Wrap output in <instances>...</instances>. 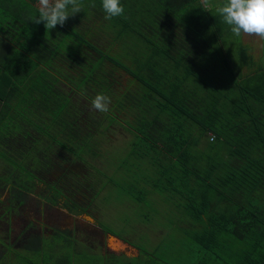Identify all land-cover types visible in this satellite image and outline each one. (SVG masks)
Returning <instances> with one entry per match:
<instances>
[{"label": "trees", "instance_id": "1", "mask_svg": "<svg viewBox=\"0 0 264 264\" xmlns=\"http://www.w3.org/2000/svg\"><path fill=\"white\" fill-rule=\"evenodd\" d=\"M221 3L121 0L107 21L83 0L46 30L29 21L37 0H0V264H43L41 235L9 238L29 195L125 241L131 221H172L179 264H264V41L254 56ZM97 94L108 112L91 107ZM51 231L49 254L74 262L72 229ZM167 237L114 263L176 264Z\"/></svg>", "mask_w": 264, "mask_h": 264}, {"label": "crops", "instance_id": "2", "mask_svg": "<svg viewBox=\"0 0 264 264\" xmlns=\"http://www.w3.org/2000/svg\"><path fill=\"white\" fill-rule=\"evenodd\" d=\"M60 210V209H59ZM66 216H70L73 220L68 224H60L63 220H60L59 225L52 227L48 226L49 224L45 223L44 218H38L39 222H35L34 225L31 223L32 221H28L26 219L23 220V223L19 227V229L13 234L12 240H18V238L28 235L29 233H35L41 235L44 239H49L53 234L51 229L52 228H69L72 229L71 236L75 239V250H74V262H68L65 260L63 256L56 257L51 256L50 254L47 256L43 255V258L40 260V254L32 255L34 260L37 262L43 260V264H115L114 257L118 256L119 258L125 259H134L140 258V253L138 250L139 247H144L149 249L152 245L156 244L158 241V237L165 235L166 233L170 232V239L169 237L164 238L165 244H170L171 242V249L170 254L164 251V256L167 259H170L172 263L179 264V254L176 252L178 249V240H179V227L178 224H175L171 221L168 222L164 219H156L152 223H131L122 226L123 229V237L128 241L120 239L116 235L112 234L109 231H105L103 227L98 224L93 223V219L91 217L82 218L72 215L65 210L61 209ZM162 209H157L151 214H158L161 212ZM105 215H113L114 212L112 209H108L104 213ZM24 217V215L20 214ZM43 215V214H42ZM20 216V217H21ZM106 219V218H105ZM108 223L107 227L115 225L113 223V219L109 218L105 220ZM79 223L78 224H75ZM43 223V224H40ZM74 223V224H73ZM72 224V225H71ZM81 230H76L80 229ZM85 228V230H84ZM135 229V231H134ZM23 230V231H22ZM143 231L148 233V235L141 236L139 240L138 232ZM11 235V231L9 232V236ZM15 241V243H16ZM130 241V242H129ZM14 243V247L16 248V244ZM175 243V247H174ZM89 247V248H88ZM175 250V251H174ZM15 250H13L14 252ZM78 252V253H77ZM162 253V251H160ZM67 253V250L65 251ZM13 264H20L19 261L16 260V255L12 254L11 256ZM9 257V259H10ZM67 257V256H66ZM18 258V257H17ZM19 259V258H18ZM72 259V258H71Z\"/></svg>", "mask_w": 264, "mask_h": 264}, {"label": "clouds", "instance_id": "3", "mask_svg": "<svg viewBox=\"0 0 264 264\" xmlns=\"http://www.w3.org/2000/svg\"><path fill=\"white\" fill-rule=\"evenodd\" d=\"M207 5L209 0H202ZM95 7V4H91ZM83 0H37L36 15L30 16L29 21L40 24L43 22L46 30L54 29L57 25L63 27L67 19L83 11ZM104 19L111 21L123 17L125 9L121 0H101ZM222 22L229 26L235 37L255 36L264 41V0H222L216 8ZM110 97L97 94L91 100V107L100 112L109 111Z\"/></svg>", "mask_w": 264, "mask_h": 264}, {"label": "rangeland", "instance_id": "4", "mask_svg": "<svg viewBox=\"0 0 264 264\" xmlns=\"http://www.w3.org/2000/svg\"><path fill=\"white\" fill-rule=\"evenodd\" d=\"M203 5L205 7H208L209 2L207 5H205L204 3H203ZM240 37H241V40L243 42H246L247 44L250 45V47H251L250 50L254 56L258 53V51L260 49L262 50L263 45H262V43L259 42L257 37L245 36L243 34H241ZM261 58H263V62H264V54L261 56ZM63 167L66 169H69L71 171H74V172L81 171L83 169V166L78 162L71 163V164L65 163L62 165L61 168H63ZM61 168L51 170L49 173L45 174V177L48 179L56 178L58 175H60V173L62 171ZM77 197L79 200L82 198L81 195H77ZM59 209L60 208H58V207H47V206L42 205V204H39V206H38V203L36 202V199L34 198V196L29 195L26 202H25L24 208L21 211H19L18 214L13 215L10 218L9 227H10L11 235L9 236V238L10 239L12 238L13 234L19 229V227L23 223L24 219H26L28 221H32L31 223H33L34 225L36 224L35 222H39L38 218H37L39 216L38 214L41 215L40 218H44L45 223L49 224L48 225L49 227L50 226L55 227V226L59 225L60 220H63V222L60 224H68L69 225V223L73 219L70 216H66L64 214V212L61 209L60 210ZM20 214L24 215V217L21 216ZM93 214H95V213H93ZM36 215H37V217H36ZM76 216L80 217V219L90 217V216H87V215L82 214V213L78 214ZM40 224H43V223H40ZM75 224L80 225L79 223H76V222H75ZM0 225H1L0 227H2L0 230H3L5 225L4 224H0ZM81 229H83V227H81L80 229H76V230H81ZM84 230H85V228H84ZM45 241L47 242V243L45 242V246H46L45 250H47V252L44 251L43 255L48 256L49 252L51 250L50 249L51 246L48 244L49 240L46 239ZM46 244H48L49 246Z\"/></svg>", "mask_w": 264, "mask_h": 264}]
</instances>
